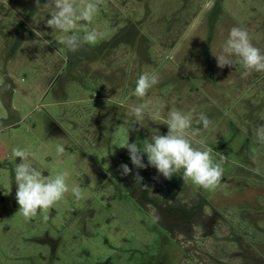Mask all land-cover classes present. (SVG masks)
Instances as JSON below:
<instances>
[{"label": "rangeland", "instance_id": "374dc122", "mask_svg": "<svg viewBox=\"0 0 264 264\" xmlns=\"http://www.w3.org/2000/svg\"><path fill=\"white\" fill-rule=\"evenodd\" d=\"M48 16L34 0H0V264H175L178 245L138 204L133 176L120 175L121 163L137 171L121 146H142L153 129L166 134L171 110L204 113L211 125L190 139L213 148L223 178L214 190L183 183L210 198L220 192L214 207L233 214V201L243 198L232 197L238 185L264 181V143L256 137L264 73L239 62L221 69L215 56L234 26L264 51V0H101L91 27L104 37L78 54L61 41L83 33L50 29ZM142 73L159 82L140 99ZM141 103L143 127L130 131V108ZM15 148L34 152L45 176L67 174L68 193L31 219L15 199ZM148 170L155 168L138 171ZM147 176L153 187L169 182Z\"/></svg>", "mask_w": 264, "mask_h": 264}, {"label": "clouds", "instance_id": "9594fccd", "mask_svg": "<svg viewBox=\"0 0 264 264\" xmlns=\"http://www.w3.org/2000/svg\"><path fill=\"white\" fill-rule=\"evenodd\" d=\"M100 2L101 0H80L78 8L76 0H45L43 4L41 0H34L35 7L49 10L46 20L48 28L64 33L74 30L83 33L67 35L61 41L73 54H78L85 45H95L103 39L104 32L91 27V22L98 14ZM215 58L217 66L221 69L239 62L248 71L264 73V51L254 46L248 31L240 27L234 26L230 29L222 52ZM158 82L155 74L142 73L136 80L135 96L143 99ZM146 107V104L141 103L130 108L133 117V127L130 131H138L136 125L143 127ZM158 116L159 112L156 113V117ZM211 123L204 113H196L195 110L188 113L180 110L169 111L166 117V134H161L159 129H153L142 146L129 141L121 146L127 150L131 164L137 171L133 174L128 164L121 163L120 175H132L134 182H139L142 190L147 191L151 186L143 183L144 178L138 170L150 166L158 173L155 179L162 176L171 181L174 176L180 174L183 181H191L205 190H214L223 178L224 168L213 159V148L194 147L193 140L190 139L197 136L202 129H208ZM256 137L259 142L264 143V123L257 125ZM64 151V146L57 149L58 155ZM145 155L147 163L144 162ZM13 156L20 158V163H16L14 167L17 185L15 199L19 205L18 212L25 219L36 217L38 211L51 209L68 193L66 173L57 174L54 178L43 175V171L32 163L35 159L34 152L15 148ZM72 192L77 199L81 197L79 186L73 187ZM44 219L47 220L48 217L45 216Z\"/></svg>", "mask_w": 264, "mask_h": 264}, {"label": "crops", "instance_id": "0c3cea01", "mask_svg": "<svg viewBox=\"0 0 264 264\" xmlns=\"http://www.w3.org/2000/svg\"><path fill=\"white\" fill-rule=\"evenodd\" d=\"M191 192L187 222L177 214L169 222L182 255L176 264H264V181L238 185L232 197L243 198L233 201V214L228 205L214 207L220 192L211 198L194 187Z\"/></svg>", "mask_w": 264, "mask_h": 264}, {"label": "flooded vegetation", "instance_id": "af4514ba", "mask_svg": "<svg viewBox=\"0 0 264 264\" xmlns=\"http://www.w3.org/2000/svg\"><path fill=\"white\" fill-rule=\"evenodd\" d=\"M150 173L151 171L144 172L141 175L144 178L143 183L151 186L149 190H142L139 182H136L134 184V191L139 200L138 204L141 207H144L145 209L151 211L153 216L155 215L156 218L158 217L157 220L166 226L165 229L168 238L174 241L173 236L170 233L169 222L171 223L172 221H174L172 217H174L175 214L180 215V219L183 220L184 223L187 222V220L189 219L188 210L190 209V203L194 198L191 192V188L193 186L187 183L184 185L183 180L180 178V176L176 175L172 178L171 181L168 182L165 189L157 188V186L153 187L156 184L152 185L150 181H148L149 177L147 175L155 176L157 174V171L155 169L154 172H152L151 174ZM151 189L153 190L154 194L150 191ZM178 192L179 195L177 194ZM162 199L166 200L161 201ZM170 218L172 219L171 221ZM174 243L177 244L175 241Z\"/></svg>", "mask_w": 264, "mask_h": 264}, {"label": "trees", "instance_id": "16d2710c", "mask_svg": "<svg viewBox=\"0 0 264 264\" xmlns=\"http://www.w3.org/2000/svg\"><path fill=\"white\" fill-rule=\"evenodd\" d=\"M179 195V194H178ZM164 200H166V199H164Z\"/></svg>", "mask_w": 264, "mask_h": 264}]
</instances>
